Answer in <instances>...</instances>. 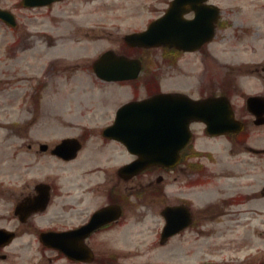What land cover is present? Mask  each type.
Wrapping results in <instances>:
<instances>
[{"label": "flooded vegetation", "instance_id": "af4514ba", "mask_svg": "<svg viewBox=\"0 0 264 264\" xmlns=\"http://www.w3.org/2000/svg\"><path fill=\"white\" fill-rule=\"evenodd\" d=\"M60 1L62 43L71 49L48 65L60 66L53 89L77 75L78 84L89 80L88 89H78L88 95L78 102V118L41 124L36 106L33 118L16 120L22 128L33 120L30 134L0 140V264H168L161 253L170 245L181 256L195 253L192 264H229L215 250L229 248V231L264 207V0L229 11L216 0H176L172 9L174 0H142L129 15L152 17L120 37L99 22L84 27L70 19L80 4L83 12L119 15L118 0L115 7L54 0L30 9L51 11ZM19 7L26 8L21 0ZM170 11L161 40L127 38ZM99 41L105 44L78 71L80 59L90 57L80 47L92 50ZM104 52L110 61L93 70ZM236 53L244 56L233 62ZM130 59L139 63L135 73ZM38 83L31 100L42 89ZM113 83L130 84L134 95L103 109L95 94L105 97ZM155 95L158 103L122 111ZM197 101H204L201 119ZM55 126L63 131L41 133Z\"/></svg>", "mask_w": 264, "mask_h": 264}, {"label": "rangeland", "instance_id": "374dc122", "mask_svg": "<svg viewBox=\"0 0 264 264\" xmlns=\"http://www.w3.org/2000/svg\"><path fill=\"white\" fill-rule=\"evenodd\" d=\"M17 1L18 0H0V6L12 10L17 18V25L14 28L5 25L0 20V140L4 139V136L22 134L25 129H28L27 133L30 134V128L33 129V120L29 123L27 122V126L23 128H11L10 126L11 124H15L13 122L16 119L29 120L33 118L36 106H38L40 110L39 115L41 116V121L38 123L41 124H59L56 120L64 122L65 115L69 118H78V113L76 112V109L79 108L78 102H85L81 100V98H86L88 95L82 94V91H78V89L79 87L88 89L89 80L84 79L82 83L78 84L77 75L70 79L65 78V86H62V89H58L57 85L56 89H53V80L57 78L54 71L57 68L60 69L58 63H53V68L48 67V78L44 79L40 75L43 71L47 70L46 62L53 60L52 58L56 56H65L71 49L69 46H65V44L62 43L65 42L64 1L54 3L51 11L44 10L43 8H20L17 5ZM115 1L116 0H101L103 7H109V5L111 7L119 6L115 4ZM118 1L121 4L120 6H123V10L117 11L119 15H115V11L106 9L101 10L102 14L99 13L100 9H98V12H93L92 14L88 11L83 12L86 7L80 4L79 13L71 15L70 19L72 22H77L84 27L99 22L101 25L105 26L107 30L120 37L125 32H128L130 28L145 26L146 21L152 17V14L147 12H143V14L140 15H129L131 11L130 8L133 4L135 2H141L142 0ZM216 1L226 8L227 11H229L228 8L232 6L259 5L257 4L258 2L256 4H246V2H248L247 0ZM107 3H109V5H106ZM54 17L56 19H53ZM263 21L264 18H260L259 23ZM128 23H132V25L129 26L127 25ZM227 32L231 33L230 31ZM85 42L86 41H83L81 43ZM104 44L105 41H99L91 46L92 50L80 47V50L84 53H88L89 51L90 57L80 59L82 65L77 70H86L84 64L88 65V62L96 56L100 47ZM109 45L110 43H107L105 47ZM243 56L244 54L241 55V53H236L231 61H239ZM67 60L72 59L67 57ZM37 81H39L38 84L42 85V89H38V95H35L34 100H31L30 93L35 89ZM83 82H87V84H83ZM63 87H65V89ZM65 92L72 93L67 96L66 102ZM93 92L97 93V90ZM99 94L100 93L95 94L97 104L103 107V109L109 107L112 109L118 103L131 99L134 92L130 84L113 83L104 90L105 97L101 98ZM70 96L71 99L69 98ZM42 104H45L43 108H41ZM40 125L38 126L39 129L44 128ZM61 131H63L61 127L55 126L52 128H45L41 133L58 134L61 133ZM260 136L262 140H264V131L263 135ZM243 166L246 172L253 171L252 166L248 163ZM261 166L264 167V164H261ZM254 168L257 170L254 173H257L259 168L257 166ZM249 176L250 175H247V177ZM250 177L246 179L248 180ZM246 187L248 190V188L251 189L252 185ZM260 205H264V202H261ZM245 218V222L240 223L235 230L229 231V248L215 250L216 258L220 260H229V264H256L264 259V207H261L260 214L247 213ZM243 233H245L247 237L243 239L242 245L241 235ZM254 235H256L257 238L252 239ZM221 239H217L214 235L215 241H221ZM178 250L176 245H170V247L164 249L161 254L166 259L171 258L168 264H192L195 262V258L197 257L195 253L192 252L188 256L184 255L185 252H183L181 256ZM253 251H257L255 255L249 253ZM195 252L198 253L199 251ZM243 252L246 258L240 260L239 257H241V253ZM222 257L223 259H221Z\"/></svg>", "mask_w": 264, "mask_h": 264}, {"label": "water", "instance_id": "95a60500", "mask_svg": "<svg viewBox=\"0 0 264 264\" xmlns=\"http://www.w3.org/2000/svg\"><path fill=\"white\" fill-rule=\"evenodd\" d=\"M27 1V3H30V4H35V3H39L38 1H33V0H26ZM0 18H2L3 20H5L6 22H8V23H10V24H14V20H13V17H12V14H10L8 11H6V10H3V9H1L0 8ZM204 102V101H203ZM203 102H199V104H198V107H197V109H198V114H197V116L198 117H200L199 116V111H200V109H201V107H202V105H204V103ZM204 107V106H203ZM202 107V108H203ZM204 119V118H203ZM144 160H152V158L151 157H149V158H144Z\"/></svg>", "mask_w": 264, "mask_h": 264}]
</instances>
